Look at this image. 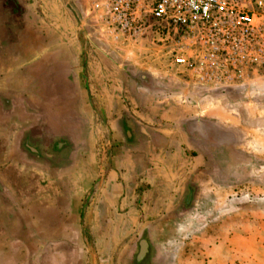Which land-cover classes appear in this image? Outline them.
<instances>
[{
    "label": "crops",
    "instance_id": "crops-1",
    "mask_svg": "<svg viewBox=\"0 0 264 264\" xmlns=\"http://www.w3.org/2000/svg\"><path fill=\"white\" fill-rule=\"evenodd\" d=\"M36 7L0 0V264H183L169 259L212 249L194 241L228 225L221 176L234 169L235 134L184 117L157 137L151 121L111 118L118 103L100 109L78 49L37 33ZM147 85L137 87L157 91Z\"/></svg>",
    "mask_w": 264,
    "mask_h": 264
},
{
    "label": "rangeland",
    "instance_id": "rangeland-1",
    "mask_svg": "<svg viewBox=\"0 0 264 264\" xmlns=\"http://www.w3.org/2000/svg\"><path fill=\"white\" fill-rule=\"evenodd\" d=\"M88 1L31 0L37 6V33L52 34L54 42L64 35L74 44L68 49H78L80 64L85 63L84 79L93 86L95 94L101 93L100 99L106 105V110L103 104L100 109L106 114L108 110L112 112L111 101H115L117 110L114 116L110 114L111 118L120 120L126 111L130 113L127 122L134 118L139 122L151 121L148 131L158 133L157 137L172 120L182 121L184 117L211 119L235 134L229 154L234 169L219 174L229 185L225 186L228 191L222 192L223 197L226 193L228 197L223 202L222 223L228 225L207 232L202 238L200 234L196 237L195 244L215 243L212 249L188 247L169 260L173 262L180 256L183 264H264V70L250 71L239 81L242 85L215 86L219 85L216 83L219 78L212 79L214 82L200 70L172 61L168 52L174 43L146 40L123 45L120 41L106 40L108 35L100 12L96 13L98 18L85 15V8L91 4ZM68 4L74 6L75 13ZM22 19L23 38L22 28L28 29V19ZM104 53H110L112 59ZM129 73L133 74L134 82L128 79ZM136 82L151 85L157 91L142 86L138 89ZM141 128L147 130L143 125ZM167 130L174 134V130ZM206 130L212 132L209 127ZM110 161L108 152L105 162ZM200 162L198 159L197 163ZM90 193L92 188L86 195ZM182 236L186 241L194 238L193 234ZM93 240V235H85L86 242Z\"/></svg>",
    "mask_w": 264,
    "mask_h": 264
},
{
    "label": "built area",
    "instance_id": "built-area-1",
    "mask_svg": "<svg viewBox=\"0 0 264 264\" xmlns=\"http://www.w3.org/2000/svg\"><path fill=\"white\" fill-rule=\"evenodd\" d=\"M91 4L112 40L174 43L168 52L172 61L200 70L211 80L219 78L215 86L242 85L239 81L250 71L264 70V0H91Z\"/></svg>",
    "mask_w": 264,
    "mask_h": 264
},
{
    "label": "water",
    "instance_id": "water-1",
    "mask_svg": "<svg viewBox=\"0 0 264 264\" xmlns=\"http://www.w3.org/2000/svg\"><path fill=\"white\" fill-rule=\"evenodd\" d=\"M81 26V25H80Z\"/></svg>",
    "mask_w": 264,
    "mask_h": 264
}]
</instances>
